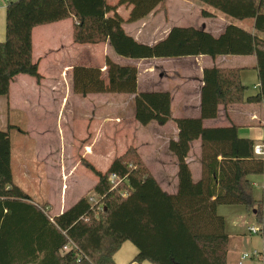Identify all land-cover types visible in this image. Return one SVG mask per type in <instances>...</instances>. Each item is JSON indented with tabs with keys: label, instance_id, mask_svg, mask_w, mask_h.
Segmentation results:
<instances>
[{
	"label": "trees",
	"instance_id": "obj_1",
	"mask_svg": "<svg viewBox=\"0 0 264 264\" xmlns=\"http://www.w3.org/2000/svg\"><path fill=\"white\" fill-rule=\"evenodd\" d=\"M200 1L231 19L254 20L255 33L230 26L215 38L194 28H173L164 42L150 48L125 34L118 15L106 18L115 10L107 0L8 1L6 39L0 42V97H9L11 82L19 75L41 82L39 64L33 60V29L67 19H73L75 44L110 41L126 58L254 56L260 89L247 97L239 68L205 69L201 117L176 120L179 140L170 144L179 164L176 194L165 193L138 151L130 148L105 173L87 164L98 178L92 189L96 199L84 195L55 216L47 204H36L14 183L10 132L15 126L0 130V264H117L114 255L125 242L139 251L133 263L227 264L229 237L218 206H244L253 212L264 241V206L249 180L264 173L254 140L241 138L235 125L203 126L204 120L217 118L219 106L264 104V0ZM119 5L132 6L129 22H136L165 9L166 0H119ZM109 66L112 84L131 85L130 90L112 85L113 92L137 94L136 70ZM135 103L142 126L164 125L171 117L169 93H140ZM196 140L201 141L198 183L186 163ZM111 175L120 181L116 188ZM261 256L264 264V251Z\"/></svg>",
	"mask_w": 264,
	"mask_h": 264
},
{
	"label": "crops",
	"instance_id": "obj_2",
	"mask_svg": "<svg viewBox=\"0 0 264 264\" xmlns=\"http://www.w3.org/2000/svg\"><path fill=\"white\" fill-rule=\"evenodd\" d=\"M8 1L15 0H0V42H4L6 39V7ZM107 2L115 10L110 12L106 18H114L115 15H118L124 21L122 29L125 34L138 44L150 48L164 42L173 28H194L205 31L215 38L220 37L230 26H235L250 34L255 33L254 20L238 21L231 19L204 5L200 0H174L172 12L169 0H166L165 9L157 13H155V10L148 17L136 22H129L133 10L132 6L119 5V0H107ZM198 12L201 15H198ZM192 23L197 24L192 25ZM55 24L58 25L56 29H47ZM32 38L33 60L38 62L39 69L42 66L45 75L42 76L41 82L36 81V84L27 75L15 77L11 82L10 94L7 98L9 105L13 102L14 105L23 107L26 110L46 114L47 111H44L46 109L41 106V102L50 107L51 112L58 107L56 104L59 102L61 104L59 113H61L64 106H67L72 93L70 73L76 69H87L99 72L106 81L108 79L107 74L110 71L109 63L121 67H132L136 70L137 94L169 93L171 95V117L169 121L164 125L152 122L145 126L149 130V134L139 131L138 123L135 120V112L131 107L137 94L115 92L114 95L108 98L100 96L98 103H108L110 105L108 110H113L114 115L112 118L110 116H105L102 119L98 118L92 134L93 138L92 140L89 138L87 145L85 144L86 153L90 151L94 153L95 146H103L101 140L106 135L104 146L109 145L114 151L120 146L119 155L114 154L115 157L108 160L109 164L107 162L106 171L116 158L125 154L130 148H135L151 174L167 194H176L179 189V164L177 157L170 150L171 142H178L179 140V129L176 120L199 119L201 117L204 70L214 67L239 68L241 69V81L244 85L243 73L249 70L257 73L254 68L256 58L251 55H222L216 57L201 55L136 59L118 55L110 41L100 44H75L73 41V19L36 27L33 29ZM171 62L175 63L172 64ZM13 87L14 91L12 90ZM254 88L259 90L260 84L259 87L255 86ZM253 95L256 94L246 92L247 97ZM175 101L179 104L178 111H180L181 116H177L179 112H174L173 102ZM117 120H120L125 134L120 140L117 134ZM230 125H235L238 128L241 138L252 139L255 146L264 147V104L219 106L217 118L203 121V126L206 128ZM119 141H124V143ZM141 146L145 150L144 155H141L142 152L139 149ZM200 155L201 141L196 140L191 143V149L186 158L194 183H198L201 179ZM257 157L264 160V155ZM71 169L72 167L67 165L66 161H59L58 177L61 180L63 178L66 181L68 180V184H70V181L74 182ZM106 171L100 172L105 173ZM94 180L92 189L97 184L98 178L94 177ZM249 180L254 187L255 198L262 201L264 206V173L263 175L250 176ZM75 183H77L76 186L72 184L67 190L62 188L61 203L48 202L47 205L51 215L55 216L63 213L84 196L79 192L80 181L77 180ZM257 188L263 190L262 198H257ZM69 190L75 197L71 204L66 202L68 200L67 191ZM53 209L57 211L55 214L52 213ZM217 212L221 215L225 212H236V215L242 217V220L246 212L251 213L244 206H218ZM236 225L239 227L238 232L244 231L246 222L241 224L239 222ZM228 236L230 244L231 236L230 234ZM247 243L248 240L245 238V246H247ZM138 252L135 245L125 242L114 255V261L117 264H138L133 263ZM142 264L151 263L143 262ZM227 264H230L229 250Z\"/></svg>",
	"mask_w": 264,
	"mask_h": 264
},
{
	"label": "rangeland",
	"instance_id": "obj_3",
	"mask_svg": "<svg viewBox=\"0 0 264 264\" xmlns=\"http://www.w3.org/2000/svg\"><path fill=\"white\" fill-rule=\"evenodd\" d=\"M173 1L169 0L171 12L173 11ZM198 15H201V13L198 12ZM194 24L197 23H192V25ZM57 27L58 25L55 24L47 29H56ZM39 73L42 76L45 75L42 66ZM95 74L85 70H73L70 73L72 93L67 106H64L61 113H59L61 107L59 102L56 104L58 107L53 112L49 109L50 107L41 102V106L46 109L44 111H47L46 114H42V112L38 113L18 107L13 102L9 105L7 98L0 97V130L7 131L10 125L15 126L10 132L12 143L11 166L14 183L20 186L31 200L38 205H45L48 202L61 203L62 188L67 190L72 184L76 186L77 183L75 182L77 180L80 181V194L95 200L96 196L92 192V186L96 176L89 170L87 164L94 165L93 167L97 170L106 171L107 162L109 164L108 160L115 157V155L117 156V154L119 155L120 146L115 151L109 145L104 146L106 135L101 140L103 146H95L94 153L91 151L86 153L85 151V144L87 145L89 138L91 140L93 138L92 134L98 118L102 119L105 116L112 118L114 115L113 110H108V106L110 107L108 103H98L99 97L106 96L108 98L114 95L115 92L113 91L115 89L112 85L115 88L118 86L115 83L112 84L113 81L110 79L109 73L106 81L103 75L98 76ZM28 78L35 84L37 83L33 77L28 76ZM243 78L245 85L248 87V93L257 94L259 90L254 87H259L258 73L249 70L243 73ZM119 85L117 88L122 90L131 89V85L128 86L122 83H119ZM12 90L14 91V87ZM85 91H87V94H85ZM135 99L131 106L134 112ZM178 107V102H173L174 112H179L177 116H181ZM44 115L46 116L42 117ZM135 120L137 121L136 117ZM137 123L141 133L144 131L149 134V130L145 126L139 124L138 121ZM117 125V134L120 140L125 134L120 120H117ZM121 143H124V141ZM139 149H141V155H144L143 146ZM59 161H66L67 165L72 167L71 173L74 182L70 181V184H68V180L66 181L64 178L61 180L58 177ZM151 168L155 171L153 167ZM67 193L68 200L66 202L71 204L75 197L71 190ZM256 194L257 198H262L263 190L257 188ZM56 212V209L52 210L53 214ZM219 215L225 219V231L227 235L230 234L231 236L228 248L230 264H238L244 254H247L249 258L243 264H263L261 256L264 251L263 238L260 233L253 234L248 231L250 227L260 228L253 212H246L243 220L242 217L236 215V212H225L223 215ZM239 222L240 224L246 222L245 229L240 231L241 233L237 231L239 227L236 224ZM236 234L238 235L236 236ZM245 238L248 240L247 246L244 244ZM254 254L255 257L252 256Z\"/></svg>",
	"mask_w": 264,
	"mask_h": 264
},
{
	"label": "built area",
	"instance_id": "obj_4",
	"mask_svg": "<svg viewBox=\"0 0 264 264\" xmlns=\"http://www.w3.org/2000/svg\"><path fill=\"white\" fill-rule=\"evenodd\" d=\"M254 153H255V155H257V156H261V155H264V147L263 146H260V145H257V146H255L254 147ZM110 183L116 188L117 187V185L120 183V181H119V179H118V177L116 176V175H111V177H110ZM91 201H94V199H90ZM248 231L250 232V233H253V234H258V233H260L261 234V228H255V227H250L249 229H248ZM67 249V248H66ZM256 254V253H255ZM252 255L253 257H255L256 255ZM249 258V256L247 255V254H244V255H242V257L240 258V261H239V263L238 264H243V262L246 260V259H248Z\"/></svg>",
	"mask_w": 264,
	"mask_h": 264
}]
</instances>
